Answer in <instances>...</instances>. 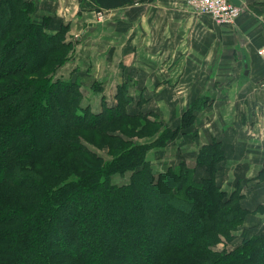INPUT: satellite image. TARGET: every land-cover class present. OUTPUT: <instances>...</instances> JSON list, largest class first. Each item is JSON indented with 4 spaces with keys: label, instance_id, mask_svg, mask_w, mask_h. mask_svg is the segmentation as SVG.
I'll return each mask as SVG.
<instances>
[{
    "label": "trees",
    "instance_id": "16d2710c",
    "mask_svg": "<svg viewBox=\"0 0 264 264\" xmlns=\"http://www.w3.org/2000/svg\"><path fill=\"white\" fill-rule=\"evenodd\" d=\"M8 1H0V81L20 69L35 68L29 61L32 56L42 65L46 64L48 56L58 49L54 47L53 37L42 34L38 24L19 8L21 0L18 5ZM79 1L82 11L112 9L132 2ZM14 31L19 33L10 36ZM36 31L39 33L36 43L23 45ZM22 49L26 55L19 59L16 55ZM49 82L45 80L42 87L32 81L0 83V264H93L88 256L96 246L100 252L96 257L99 264H147V261L149 264H264V233L247 237L240 251L225 252L223 257L214 258L218 252L203 242L208 241L214 229L231 220L229 215L237 216L240 211L237 205L226 211L231 198L224 200V191L216 179L218 165L227 157L221 141L213 139L200 149L197 162L208 168L210 176L203 177L199 185L194 180V168L182 166L191 170V175L183 170L179 172L180 169L157 175L148 158L149 144L130 143L102 130L97 132L98 142L103 147L108 146L112 153L111 159H105L82 145L80 132L90 126L88 122L93 112L83 113L77 109L76 102L81 96L78 88L76 91L75 87L70 88L73 83L69 81L58 80L54 87ZM31 89L35 90V95H30ZM55 93L60 96L54 97ZM33 103L42 110V115L46 107L51 113L36 118ZM126 106L119 111L109 107L111 117L108 119L105 117L109 110L94 114V126L110 124L118 117L136 118L128 111L131 106L127 109ZM62 111L68 113L69 122L58 124L53 136L45 130L48 127L45 116L63 118ZM23 129L33 135L22 136ZM117 139L120 141L115 144ZM55 150L58 156H52ZM78 151L87 154L88 159L83 160L87 162L84 169L89 173L68 179V169L60 159ZM76 157L72 159L74 162L81 161ZM118 171H130L131 182H114L113 174ZM201 189L205 192H194ZM84 190H100L96 199H80L79 204L93 211L90 220H101L110 229L108 233L100 229L99 233L105 236L99 237L97 242H77L83 232L78 219L84 210L76 206L77 202L72 204L68 200L75 191ZM203 196L211 201L207 214L201 210ZM197 201L200 210L195 212L191 203ZM119 208H127L122 219L107 221L108 215L113 216L114 210ZM56 210L62 211L58 213L62 221V230L56 231L59 234L44 228ZM102 215L107 217L102 218ZM183 215L188 216L189 225L182 220ZM138 227L142 235L135 234L134 228ZM170 231L177 237L174 242ZM142 251L148 253L147 258H142Z\"/></svg>",
    "mask_w": 264,
    "mask_h": 264
},
{
    "label": "rangeland",
    "instance_id": "374dc122",
    "mask_svg": "<svg viewBox=\"0 0 264 264\" xmlns=\"http://www.w3.org/2000/svg\"><path fill=\"white\" fill-rule=\"evenodd\" d=\"M0 1L5 2L6 0ZM135 1H145L142 9L145 8V10H147L146 13L150 10L152 18L158 13L161 14L162 12H166L164 8H162L163 5H168V10L174 11L171 13H175V16L181 15L183 9L178 5L184 2L188 7L187 11L185 10L186 13L193 14L195 16L194 23L201 28V37L207 33L205 31H207L208 27L221 28L217 26L212 19H209L207 17L208 15L201 14L191 7L187 0H132L125 8L120 10V12L117 11L114 15L112 11L111 14L107 11L102 12V10L82 11L79 0H21V6L19 8L23 10L34 24L35 22L38 24L39 31L42 32V34L44 33L46 36L53 37V40L56 41L54 47L58 49L48 56L49 61L44 65H42V62H37L34 56L30 57L29 61L33 63L35 68L20 69L15 72V74L1 80L0 83L8 84L12 81H14V83L32 81L36 86L41 85V87L45 80H49L50 84H54L52 87L58 84L56 83L58 80L73 83V86L70 88L75 87L73 88L75 91L76 88H78L81 95L79 96L78 102H76L77 109L83 113L89 111L93 112V114L91 113L92 120L88 122L90 126L88 125L87 129L81 130L80 132V138L83 142L82 145L92 149L96 154L105 159H111V149L108 146L103 147L101 143L98 142L99 136H97V132L102 130L109 135L129 140L130 143L133 142L141 145L149 144V151L151 152L149 157L153 156V167L157 175L161 172L179 169V172L183 170L191 175V170L182 169V166H186V168H194V180L195 183L199 185L203 182V177L210 176L208 168L199 165L197 158L200 154V149L204 146V144L199 146L201 138L199 131L202 129L203 124L201 121L205 114L204 111H207L208 115L213 112L214 107L211 105L214 103L209 106L210 108H207L208 104L213 102V94L210 91L211 88H205V86L201 85L200 88L204 89V91L201 92L202 95L200 97L197 96V92L195 93L196 96L195 94L192 96V93H194L192 90L186 87H184V89L182 88L183 84L181 85V78L184 77L189 68L186 65L191 64L193 61L194 64L197 63L195 65L200 74V79L202 78L204 82L207 81L204 77L207 79L209 74L206 73L204 69L207 68L208 70L211 64L208 51L209 47L207 46L210 40H207V36L203 41L195 39L196 43L194 46L191 43L192 30L190 29L189 37H186L185 41L182 42V45L178 48L182 51V54H176L173 57L174 60L172 63L165 61L168 63L169 77L172 76L175 77V79H165L156 72L152 74L150 72V65L153 63L154 65L160 66L159 62H161V60L159 59L158 61V55L151 57L146 53L147 48L151 46L149 45V23L140 20L134 22L130 21L132 18L129 17L133 10H130L129 7L134 6ZM232 1L244 7L242 14H252L264 20V0ZM9 3L11 5L15 3L18 5L19 0H10ZM119 14H121L120 17H118ZM65 17H68V19ZM0 20H2V18H0ZM235 23L236 21L232 24L235 25ZM150 24L153 25V21ZM180 24H182V21H170L169 29L176 31ZM154 25L157 26L158 24L154 23ZM151 29L155 31L154 28ZM162 29H164V26ZM18 33L19 31H14L10 36L13 37ZM37 34H39L38 31L34 32L32 38L24 41L23 45L36 43L35 37ZM161 41L163 45V40L161 39ZM172 43L174 45L176 44L174 40H172ZM158 44L160 45V43ZM242 45L247 46L246 43ZM153 46L157 48V45L153 44ZM162 49H166V47H162L161 50ZM25 52L26 51L22 49L16 56L21 59V57L26 55ZM212 55L213 51H211V57ZM0 59H2L1 56ZM181 63L185 66H179ZM163 64L165 63H162L160 67L164 68ZM94 66H97L96 71L93 69ZM30 70L36 71L31 72ZM107 73L109 78L105 76ZM261 83L262 80L259 81V86L263 88ZM76 85L78 87H76ZM45 88L47 89V87ZM167 92L173 95L170 96L169 94V96H165ZM55 94L56 96L54 97L60 96L57 95V93ZM30 95H35V90L33 91L31 89ZM45 95L49 97V94ZM216 97L217 96H215V98ZM125 105H127L126 109L131 106L128 111L130 110V112L134 113L136 118L127 117L123 119L119 118V115H117L118 120H114V122L112 121L110 124L102 123L103 125L99 128L94 126V114H98L101 111L106 113L109 107H114L116 111H119ZM33 106L35 109L34 116L36 118L42 117L45 113H51L46 107L42 115V110H38L39 107L36 108L34 103ZM85 108L89 110L85 111ZM253 109L254 115L256 116L259 109L257 107ZM108 112L109 115H107L105 119L111 117V110ZM62 113L65 114L63 118L45 116L46 124H48L45 130L51 132L53 136V132L57 130L56 127L58 124H61L62 121L66 123L69 122L68 113H66V111H62ZM217 113L219 114V111ZM219 115L221 117V123H223L225 119L224 109L221 110V114ZM212 124L214 123L212 122L211 125ZM32 133L27 129L21 131L22 136H30L33 135ZM51 141L50 139L49 142ZM110 141L111 140H107V142ZM114 141L115 144H117L120 140L117 139ZM207 143H209V141L205 144ZM76 153L77 154H65L60 159L62 164H66V168L69 172L68 179L73 177L81 178V175H84V173H89L84 169V165H86L87 162L83 160L84 157L88 159L87 154L79 151ZM113 153L116 152L113 151ZM75 155H77L76 159L81 161L74 162L72 159ZM52 156H58V152L55 150ZM240 160L241 159L236 158L230 161L225 156V159L218 165L220 168L216 173V179L222 191H224L222 196L224 200L231 198V204L228 208L226 207V211L233 209L234 205H237L240 211L237 216L234 214L232 216L229 215L231 220L225 221L222 226L209 233L207 237L208 241L203 240V242H207V245L209 244L208 248L212 249L214 252H218L213 256L214 258L223 257L225 252H234L236 249L240 251L239 249L243 243H246L247 237L250 238L254 235H261L264 233V223L259 221L261 216L264 215V212H262V210H264V205L260 204L255 207L254 204H250V200H252V191L256 190L259 183L257 182V177L251 178L249 181L247 178L240 177L242 175V170L248 172L250 169L239 165ZM248 166L251 167L254 165L250 164ZM72 172L77 175L72 176ZM229 177H237V179L233 182L226 183V178L228 179ZM113 181L118 184L130 183L131 172L126 171L121 173L118 171L113 174ZM78 191H75L72 195L73 197L68 200V202L72 204L77 202L76 206L84 210L78 219V224L83 228V232L78 236L77 242L86 243L88 240V243L91 241L97 242L99 237L105 236L99 233V230L103 229V232L108 233L110 229L106 227L101 220H90V215L93 211L86 209V207L83 208L79 203L80 199H96L100 190L98 192ZM194 192L203 193L205 191L201 189L194 190ZM191 204H193L195 212L200 210L198 201ZM240 204L242 207H240ZM247 205L250 206V208ZM210 209L211 201L209 197L203 196L201 210L204 214H207ZM246 210L248 211L247 213ZM56 211L54 217L49 219L45 224V230H50V232L62 230V221L58 217L62 214V211ZM124 213H127V208H119L114 210L113 216L112 214L111 216L108 215V217L102 215V218L107 217L106 219L109 222H114L112 219H117L119 221L122 219ZM172 218H176V215H172ZM181 218L188 222L189 225L190 221L188 216L183 215ZM250 218L253 220L252 222L249 221ZM89 225H92V227H89ZM171 227L172 226H170V228ZM134 229L136 235H142L139 227ZM169 234L173 242L177 240L176 235L171 231ZM96 247L91 249L90 256H88V260L93 264H99L96 257L99 256L100 252L99 248ZM141 256L142 258H147L148 253L142 251ZM138 258L142 259L141 257ZM147 262V264H149V261ZM212 262L213 260L210 261V263Z\"/></svg>",
    "mask_w": 264,
    "mask_h": 264
},
{
    "label": "crops",
    "instance_id": "0c3cea01",
    "mask_svg": "<svg viewBox=\"0 0 264 264\" xmlns=\"http://www.w3.org/2000/svg\"><path fill=\"white\" fill-rule=\"evenodd\" d=\"M144 2L135 1V7H129L130 10H133L132 14L130 17L127 16L132 18L130 21L133 22L140 20L149 23V45L151 46L147 48L146 53L151 57L158 55V61L159 59L161 60L159 62L160 66H162V63H165L163 64L164 68L152 63L150 65V72L152 74L156 72L165 79H175V77H169L168 63L165 61L172 63L173 57L176 54H182V51L178 48L185 41V38L189 37L190 29L192 30L191 43L194 46L196 43L195 39L203 41L207 36V40H210L207 46L209 47L211 64L208 70L207 68L204 69L209 74L207 79L204 77L207 81L204 82L202 78L200 79V74L195 65L197 63L194 64L193 61L189 64L190 66L186 65L189 67L186 71V76L184 75L181 78L182 88L186 87L192 90L194 92L192 96L197 92V96L200 97L202 95L201 92L204 89L200 88L201 85L205 86V88H211L210 91L213 94V102L208 104L207 108L214 103L211 105L214 109L210 115L207 114V111H204L205 114L201 121L203 123L202 129L199 131V135L201 136L199 146L213 139H218L222 142L228 160L241 159L239 165L250 169L248 172L242 170L240 177L247 178L248 181L251 178L257 177V182L259 183L256 190L252 191L250 204H254L255 207L260 204L264 205V88L259 86V81L264 77V53L261 52L264 50V20L252 14H242L236 19L235 25H217L221 28L208 27L207 31H205L207 33L201 37V28L194 23L195 16L186 13L188 7L183 1L181 5H178L183 9L181 15L175 16V13H171L174 11L168 10V5H163L162 8L166 12L158 13L153 18L151 17L150 10L146 13L147 10L145 8L142 9ZM125 6L103 9L102 12L107 11L111 14L112 11L114 15L117 11L120 12V10L125 8ZM207 17L211 19L209 16ZM65 18L68 19V17ZM175 20L182 21V24L177 27L176 31L170 30L169 23ZM152 21L153 25L150 24ZM154 23L158 25L155 26ZM163 26L164 29H162ZM151 28H154L155 31ZM161 39L163 40V45ZM172 40L176 42L175 45L172 43ZM152 43L157 45V48ZM244 43L247 46H243L242 44ZM162 47H166V49L161 50ZM211 51H213L212 57ZM179 66L185 65L181 63ZM96 68L97 66L93 67L95 71ZM107 75L108 73L105 76L109 78ZM166 94L165 96H169V94L170 96L173 95L169 92ZM215 96L217 97L215 98ZM164 100L168 101L167 99ZM254 107L259 109L256 116L254 115ZM223 109L225 119L221 123L219 114H221V110ZM218 111L219 114L217 113ZM212 122L214 124L211 125ZM150 153L149 151L148 158L153 164V156L149 157ZM250 164L254 166L249 167L248 165ZM235 179L237 177L226 178V183L233 182ZM248 207L250 208V206ZM249 221L252 222L253 220L250 218ZM259 221L264 223V215L261 216Z\"/></svg>",
    "mask_w": 264,
    "mask_h": 264
},
{
    "label": "built area",
    "instance_id": "2783aa9c",
    "mask_svg": "<svg viewBox=\"0 0 264 264\" xmlns=\"http://www.w3.org/2000/svg\"><path fill=\"white\" fill-rule=\"evenodd\" d=\"M201 14L208 15L216 25H230L242 15L244 7L232 0H187ZM261 52L264 53V50ZM264 88V77L261 83Z\"/></svg>",
    "mask_w": 264,
    "mask_h": 264
}]
</instances>
